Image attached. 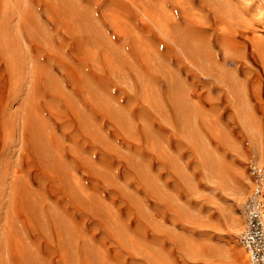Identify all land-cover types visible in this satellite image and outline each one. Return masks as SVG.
Masks as SVG:
<instances>
[{"label":"rangeland","instance_id":"374dc122","mask_svg":"<svg viewBox=\"0 0 264 264\" xmlns=\"http://www.w3.org/2000/svg\"><path fill=\"white\" fill-rule=\"evenodd\" d=\"M252 164L264 0H0V264H246Z\"/></svg>","mask_w":264,"mask_h":264},{"label":"built area","instance_id":"2783aa9c","mask_svg":"<svg viewBox=\"0 0 264 264\" xmlns=\"http://www.w3.org/2000/svg\"><path fill=\"white\" fill-rule=\"evenodd\" d=\"M252 188L243 207L244 228L240 244L247 253L246 264H264V168L249 165Z\"/></svg>","mask_w":264,"mask_h":264},{"label":"bare ground","instance_id":"6f19581e","mask_svg":"<svg viewBox=\"0 0 264 264\" xmlns=\"http://www.w3.org/2000/svg\"><path fill=\"white\" fill-rule=\"evenodd\" d=\"M261 146H258V148H257V153H258V155H259V157H260V154H261ZM238 175V177H237V180H236V184H237V189H238V192H239V194L240 193H242L243 191H244V188H245V184H244V182L241 180V176L242 175H240V173H238L237 174ZM262 188H263V199H264V180H263V183H262ZM237 191V190H236ZM237 192V193H238ZM236 193V194H237ZM237 196V195H236ZM239 196V195H238ZM240 197V196H239ZM238 197H236V199H237ZM244 198V197H243ZM240 199V198H239ZM238 200V199H237ZM236 223H238V219H235L234 220ZM241 222V221H240ZM240 224V223H239ZM245 251V250H244ZM245 254H246V259H247V253L245 252ZM235 255H237V253L235 254ZM237 258V257H236ZM237 260V259H236Z\"/></svg>","mask_w":264,"mask_h":264}]
</instances>
